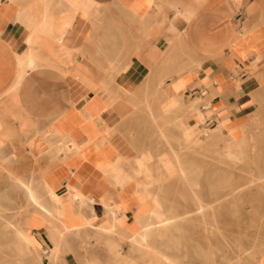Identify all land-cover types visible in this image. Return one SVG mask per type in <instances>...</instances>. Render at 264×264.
<instances>
[{"label":"crops","instance_id":"0c3cea01","mask_svg":"<svg viewBox=\"0 0 264 264\" xmlns=\"http://www.w3.org/2000/svg\"><path fill=\"white\" fill-rule=\"evenodd\" d=\"M261 80L264 0H0V153L37 166L35 188L9 176L41 264H140L143 218L167 212L149 117L230 134Z\"/></svg>","mask_w":264,"mask_h":264},{"label":"rangeland","instance_id":"374dc122","mask_svg":"<svg viewBox=\"0 0 264 264\" xmlns=\"http://www.w3.org/2000/svg\"><path fill=\"white\" fill-rule=\"evenodd\" d=\"M258 89L257 110L247 125L230 134L216 135L212 140L210 133H200L197 144L191 143L188 148L184 147L176 119L149 117L148 129L152 132L148 134V148L141 150L140 157L143 153L151 154L150 175H158L154 179L160 180L148 184L155 186L156 195L164 209L171 211L177 229L164 241L158 237L151 239L150 249L133 248L132 254L139 256L140 264H162L156 251L169 254L173 251L177 258L182 255L177 264H257L258 256L264 252V182H261L264 179L257 177L264 175L260 173L264 171V80ZM172 109L164 107V113H171ZM170 150L180 152L182 159L197 170L196 189L175 175L176 167L169 155L166 166L159 161V154ZM35 168L27 158L12 159L0 153V205L21 230L32 207H27L22 190L12 186L9 174L26 178L35 188ZM195 201L204 203L208 218L196 216ZM174 238L177 245L171 246L169 252L165 246ZM30 252L22 257L12 254L6 239H0V259L15 264H41L43 255L36 248Z\"/></svg>","mask_w":264,"mask_h":264},{"label":"bare ground","instance_id":"6f19581e","mask_svg":"<svg viewBox=\"0 0 264 264\" xmlns=\"http://www.w3.org/2000/svg\"><path fill=\"white\" fill-rule=\"evenodd\" d=\"M190 103H193V101L190 102ZM192 105H195V103L191 104V106ZM192 109H193V106H192ZM179 125H180L179 128H181V130L183 131V133H182V139H183L184 143L186 144V145H184V147H187V148L191 145V143H196L197 144L198 136H199L200 133H203L204 135H206L207 132H208V134L210 133L211 134V137H210L211 140L213 138H216V135H219L220 134V133L219 134H216L219 131L218 129H216V130L213 129L211 131L210 130L207 131V130H205L202 127H201L200 130L195 127L194 132H192V135H189V129H186L185 127L182 128L183 125L181 123ZM223 134H224V132L222 133V135ZM262 134H264V133H262ZM197 147H198V145H197ZM212 152H214V151H212ZM216 153H220V152H216ZM252 154H253V152H252ZM168 155L172 158V161L175 164L174 167H176V171H177L175 175L179 176L182 180H184L185 181V184H187L188 186L190 185L191 188L196 189L197 188V183H196V180L197 179L194 178V175L198 174L197 173V170L195 168H192L190 165H188L182 159V156H181V153L180 152H176L174 150H170L167 153H164V154L161 153L160 154V157H162V159H163V157L166 158ZM218 156H220V155H218ZM251 156H253V155H251ZM262 169H264V168H262ZM133 172H135V171H133ZM260 173H264V171L260 170ZM257 177H259L260 180L261 179H264V175H260V176H257ZM261 182H264V180H262ZM19 185L22 188L25 189V192H26L27 195L30 194V190L28 189L26 183H24V182L21 183L20 182ZM149 197H151L150 198L151 201L150 200L149 201L152 202V203H154L155 201H159L160 202V199L157 198L155 195L149 194ZM194 206H195L194 211H195L196 216H202L203 219H205L206 217L208 218V216L206 215L207 212H208V209H206L204 203H201L200 201H195ZM6 211L7 210L5 208L1 207V205H0V239H3V238L6 239V246L9 249V251L12 252V254H14V251L17 248L21 252L31 253L30 250L31 249H34L35 247L31 243L30 236L28 235V232L25 229V225H24V227L22 226L24 228L23 230H21V228H18L19 225L16 226L17 224L13 222V217L11 215H9V214H6ZM170 212L171 211H168L167 210V212L161 218L156 217L152 212H149L146 217L143 216L144 217L143 218V224H142L143 225V229H142V231H140L135 236L134 242L137 245H142V244L143 245H146L147 248L150 249V242H151V239H153L154 237L155 238L158 237V238H160V239L163 240V238L168 237L169 235H171V233L173 234L174 231L177 229L175 227L176 220L173 218V216H172V214ZM209 216H211V215H209ZM174 237H176V236H174ZM132 238L130 240H132ZM171 238H173V236H171ZM169 240H171V239H169ZM175 242H176V240L174 238L173 242H170V243H168L169 245H166L165 246V248H167L166 250H168L170 252L169 249H171V246L174 247ZM19 244H20V246H19ZM175 245H177V244H175ZM139 249L140 248H138V250ZM174 249L176 250V248H174ZM19 251H16V252H19ZM179 251H178V253H180ZM171 252L172 253L169 254V253H166V251H165V253H162L160 251H156V254L159 257V260L162 262V264H177L180 261L179 260L177 262V259L182 258V255L180 257L178 256V258H177V257H175V252H173V251H171ZM171 254H174V255H171ZM224 261H225V256H224ZM0 264H15V263H13V261L10 263L7 260L5 261V260H3V258H1L0 259ZM17 264H22V262L21 263H17ZM239 264H242V262L241 263L239 262Z\"/></svg>","mask_w":264,"mask_h":264}]
</instances>
